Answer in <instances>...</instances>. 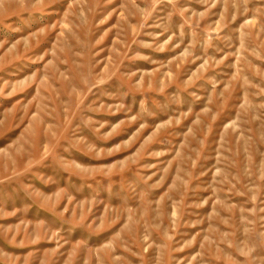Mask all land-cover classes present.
I'll return each mask as SVG.
<instances>
[{"label": "rangeland", "instance_id": "374dc122", "mask_svg": "<svg viewBox=\"0 0 264 264\" xmlns=\"http://www.w3.org/2000/svg\"><path fill=\"white\" fill-rule=\"evenodd\" d=\"M0 264H264V0H0Z\"/></svg>", "mask_w": 264, "mask_h": 264}]
</instances>
